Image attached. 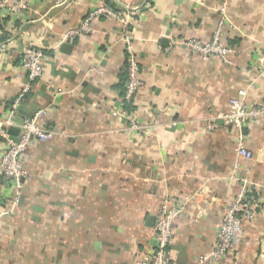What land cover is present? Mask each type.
<instances>
[{"label": "crops", "instance_id": "obj_1", "mask_svg": "<svg viewBox=\"0 0 264 264\" xmlns=\"http://www.w3.org/2000/svg\"><path fill=\"white\" fill-rule=\"evenodd\" d=\"M131 4L141 7L129 28L144 84L124 107L142 130L117 112L127 79L122 23L100 16L92 31L65 38L101 0H31L17 18L0 13V34H9L0 42V117L29 83L20 50L35 45L46 54L43 74L14 117L49 106L42 121L59 131L23 154L20 203L0 215V264H137L151 249L166 196L185 211L169 247L172 264H197L243 186L255 215L224 264H264V117L240 128L217 118L241 90L249 104L264 101V0ZM222 19L221 42L234 49L227 60L173 43L209 42ZM240 140L251 159L238 156ZM5 148L0 139V161ZM1 178L0 213L12 196Z\"/></svg>", "mask_w": 264, "mask_h": 264}, {"label": "built area", "instance_id": "obj_2", "mask_svg": "<svg viewBox=\"0 0 264 264\" xmlns=\"http://www.w3.org/2000/svg\"><path fill=\"white\" fill-rule=\"evenodd\" d=\"M115 2L118 6L112 5ZM101 5L93 7L87 15L82 25L76 29L69 30L65 38L72 39L84 32L92 31L91 22L100 17H108L122 23L121 39L126 48V85L123 96V103L117 112L130 121L133 129L142 130L144 126L140 125L136 116L128 113L124 104L133 103L137 93L144 82L140 77L141 67L133 47V36L130 31V22L133 17L132 11L141 12L140 6H133L131 0H122L117 3L115 0H101ZM31 0H0V13L4 18H17L29 10ZM120 6V7H119ZM118 7V8H117ZM225 25V19L220 20L212 40L204 42L200 39H181L176 40L174 44H180L207 58L216 54L227 60V56L234 51L232 47H227L221 42L222 30ZM45 51L35 45L24 46L20 50L21 67L26 71L29 77V83L25 85L22 91L15 99L11 111L7 117H0V139H3L6 148L0 161V172L3 178L4 187L12 189L10 202L3 199L8 208L0 215H11L15 207L20 203L24 192V177L26 171L23 164V154L34 141L47 142L53 139L59 131L49 127L42 118L49 113V106L42 107L35 113L24 119L20 126L18 139L14 140L9 130L14 126V112L18 110L27 98L31 90L32 82L36 81L43 74V59ZM264 63V59L261 60ZM60 92H63L59 89ZM59 92V93H60ZM245 90H241L239 95L244 96ZM235 97L230 99V108L224 114H219L217 118L221 119L224 125H235L242 127L245 123L261 119L264 117V101H255L247 103L244 98ZM208 127L213 129L216 123L211 121ZM238 156L245 159H251L253 153L244 146L242 140L236 146ZM248 189L243 186L235 195L234 199L224 208L223 218L219 225L218 232L210 250L200 255L197 264H224L225 259L231 249L234 238L237 234L243 232L244 221L252 219L255 215L248 202ZM185 216L184 205L177 204L171 196H166L162 202L161 209L155 221V234L151 249L144 252L137 260V264H172L169 254V247L173 241L176 221Z\"/></svg>", "mask_w": 264, "mask_h": 264}, {"label": "water", "instance_id": "obj_3", "mask_svg": "<svg viewBox=\"0 0 264 264\" xmlns=\"http://www.w3.org/2000/svg\"><path fill=\"white\" fill-rule=\"evenodd\" d=\"M14 119H15L16 124L10 128L9 133L11 134V137L14 140H17L18 135L20 133V126L23 123L25 118L24 117H19V118L14 117Z\"/></svg>", "mask_w": 264, "mask_h": 264}, {"label": "trees", "instance_id": "obj_4", "mask_svg": "<svg viewBox=\"0 0 264 264\" xmlns=\"http://www.w3.org/2000/svg\"><path fill=\"white\" fill-rule=\"evenodd\" d=\"M102 3V2H101ZM111 3H112V5H114V6H118L115 2H112L111 1ZM120 7V6H119ZM118 8V7H117ZM0 30H2V27L0 26ZM2 32V31H1ZM9 37V34L7 33V32H5V31H3L1 34H0V42L1 41H4V40H6L7 38ZM1 180H2V182H4L3 181V178H1Z\"/></svg>", "mask_w": 264, "mask_h": 264}]
</instances>
